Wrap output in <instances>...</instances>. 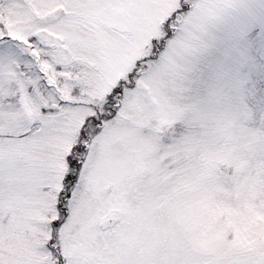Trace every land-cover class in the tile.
I'll use <instances>...</instances> for the list:
<instances>
[{
    "label": "snow or ice",
    "instance_id": "obj_1",
    "mask_svg": "<svg viewBox=\"0 0 264 264\" xmlns=\"http://www.w3.org/2000/svg\"><path fill=\"white\" fill-rule=\"evenodd\" d=\"M0 264H264V0H0Z\"/></svg>",
    "mask_w": 264,
    "mask_h": 264
}]
</instances>
